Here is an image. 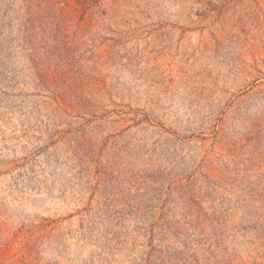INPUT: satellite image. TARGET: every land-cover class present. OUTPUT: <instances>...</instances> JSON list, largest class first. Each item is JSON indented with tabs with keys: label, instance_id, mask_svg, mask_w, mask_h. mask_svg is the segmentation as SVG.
Wrapping results in <instances>:
<instances>
[{
	"label": "rangeland",
	"instance_id": "obj_1",
	"mask_svg": "<svg viewBox=\"0 0 264 264\" xmlns=\"http://www.w3.org/2000/svg\"><path fill=\"white\" fill-rule=\"evenodd\" d=\"M0 264H264V0H0Z\"/></svg>",
	"mask_w": 264,
	"mask_h": 264
}]
</instances>
